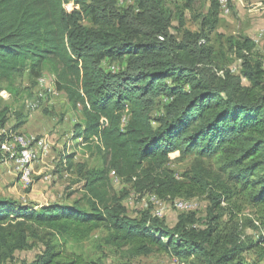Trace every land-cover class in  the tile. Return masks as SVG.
Returning <instances> with one entry per match:
<instances>
[{"label": "trees", "instance_id": "16d2710c", "mask_svg": "<svg viewBox=\"0 0 264 264\" xmlns=\"http://www.w3.org/2000/svg\"><path fill=\"white\" fill-rule=\"evenodd\" d=\"M117 1L0 0V141L20 132L28 118L21 101L28 87L19 86L18 78L28 73L34 86L50 63L58 88L82 110L75 138L93 144L106 162L81 167L85 193L72 203L36 208L0 196V263L33 238L43 246L23 264H102L70 245L102 227L106 243L128 247L131 255L157 249L185 264H252L244 254L254 250L264 259V55L246 36L231 39L239 70L218 64L210 36L218 0L203 19L209 29L197 31L185 28V13H174L166 0H136V7L127 8ZM105 58L118 61L117 69H105ZM31 88L33 99L38 88L33 95ZM4 93L22 103L19 110ZM175 152L195 156L184 179L166 168ZM72 165L68 159L67 168ZM110 173L162 199L207 194L209 216L187 212L172 227L150 209L133 217L125 194L112 193ZM223 203L256 208L259 238L244 236L238 222L222 226L230 208Z\"/></svg>", "mask_w": 264, "mask_h": 264}, {"label": "rangeland", "instance_id": "374dc122", "mask_svg": "<svg viewBox=\"0 0 264 264\" xmlns=\"http://www.w3.org/2000/svg\"><path fill=\"white\" fill-rule=\"evenodd\" d=\"M70 1L74 3L75 0ZM218 1L220 4L217 17L218 21L216 28L210 33L211 44H213L217 52L218 64L237 72L240 61L231 49V39L240 40L246 36H250L256 42L254 48L255 53L264 55V0ZM212 2L213 0H166L167 6L174 13H185V28L194 31L200 30L203 27L209 29L208 25L203 26V19L209 13L215 12V9L212 8ZM117 3L120 8L137 6L136 0H118ZM173 24L174 33L178 38H181L182 33L178 31V20L175 19ZM113 60L112 58H105L102 61V66L108 70L117 69L119 63ZM34 80L36 84L33 86L32 78L28 73H25L18 78L17 82L22 88L28 87L29 89L32 87V95L36 88L40 86V81L44 84L48 82L51 88H58L56 85L57 75L52 70L50 63L46 65L42 75ZM245 83L247 84V81ZM28 89L24 90L21 101L22 103L25 102L28 110L32 112L33 110L29 107L32 99L29 97ZM58 90V95H49L48 101L38 109L39 111L36 112L34 118L31 120L28 118L29 121L39 122L40 125L31 123L29 124V129L26 128V131H23L24 134H29L30 129L33 130L32 127H34L35 131H38L36 134L40 137H31L28 135L27 137H30L34 142L42 137L50 142L53 156L47 158L45 163V165H50V167L47 166L48 168L43 169V172L40 174L34 172L32 182L24 184L20 179V167L16 168L11 159L7 160L5 157L2 158L3 160L0 159V171H2L0 175L7 176L4 179L5 181H1L0 183L1 196L13 197L25 204L72 203L74 200L81 198L85 193V181L81 174V167L85 165L86 169H92L105 166L106 162L103 155L98 152L93 144L87 145L83 140L75 138V125L84 119L82 110L81 108H73L67 93L62 89L58 88ZM4 97L13 104L14 110L20 109L22 105L20 101L13 102L9 93H4ZM27 108L25 112L29 113ZM161 108L162 105L156 108L153 114L160 113ZM127 119L128 116L125 115L123 117L124 124L127 122ZM13 122L14 117H12L10 125ZM35 126L40 127L36 128ZM8 129L11 130V127ZM69 143L71 144L70 147L68 145ZM62 157H71L73 160L71 168L68 169L67 166L61 163ZM194 158V155L181 157L180 152L172 153L170 155L171 160L166 168L175 172L180 178L182 177L181 179H184L183 174L191 167ZM209 164V167L213 171L218 172L219 165L217 163L211 161ZM7 173L9 175H6ZM48 174H50V178L46 179L45 177ZM109 177L112 193L125 194L124 204L128 208L129 215L133 217L140 216L142 210L145 209H150L152 214H154L156 206H167L163 210V220L167 226L172 227L176 224L179 215L187 213L174 207L176 206V202L181 199L197 207L196 213L199 218L209 216L208 211L212 201L207 194H184L175 198L162 199L154 193L137 192L133 182L116 174L110 173ZM223 206H230V208L225 210V214L221 219L223 221L222 226L224 224L232 226L234 222H238L244 236L254 239L259 238L263 229L258 226L259 221L257 219L258 212L256 208L242 203H238V206H242L241 210L234 204L223 203ZM249 219L254 221L255 225L249 222ZM106 234L107 230L102 227L96 230L88 239L82 242H70V245L91 257L99 258L102 264H173L175 262L176 256L165 250L155 249L140 255H131L128 247H118L106 243L103 240ZM42 246L39 240L32 238L26 249L17 251L12 260L3 264H23L24 261L30 262L35 259ZM244 255L248 262L252 264H264V259H260L258 253L254 250L248 251Z\"/></svg>", "mask_w": 264, "mask_h": 264}, {"label": "bare ground", "instance_id": "6f19581e", "mask_svg": "<svg viewBox=\"0 0 264 264\" xmlns=\"http://www.w3.org/2000/svg\"><path fill=\"white\" fill-rule=\"evenodd\" d=\"M221 1L223 2L224 0ZM39 84L40 86L38 87L37 91L35 90L36 91L35 96H33L34 98L31 100L29 105V107L33 111L38 110L44 103L48 101V95L55 93V88H51L48 83L44 84L41 83L40 81ZM33 100H35V103H37L36 108H35V103H33ZM1 133L2 130L0 129V135ZM22 140H24L28 145H30L31 151H33V154H26V160H23L25 159V150L24 147L22 146ZM6 145H9V147H7ZM47 153H48V140H46L45 138H40L37 140L36 143L33 144V142L25 134L20 132H15L9 140H4L2 142L0 141V155L2 156L11 155V160L15 161L17 165H19V167L21 168V171L19 173L20 179L22 180V178H26V183L32 182V177L34 174L33 165L37 161L43 159V157ZM176 205L193 206V204L183 199L178 200L176 202Z\"/></svg>", "mask_w": 264, "mask_h": 264}, {"label": "crops", "instance_id": "0c3cea01", "mask_svg": "<svg viewBox=\"0 0 264 264\" xmlns=\"http://www.w3.org/2000/svg\"><path fill=\"white\" fill-rule=\"evenodd\" d=\"M48 83V82H47ZM59 94V90H58V88H55V93L53 94V95H58ZM39 110H35V111H32V112H29L28 114V118H29V120H31L32 118H34V116L36 115V112H38ZM28 118H27V121H26V123L24 124V125H22L20 128H19V131H21L22 133H24L23 131H26V128H28L29 129V124H31V123H35V124H39L40 125V123L39 122H34L33 120L32 121H29L28 120ZM43 125V124H42ZM7 128H10L11 127V125L9 124V125H7L6 126ZM32 127V126H31ZM36 128H39L40 126H35ZM32 129L33 130H31L30 129V132H29V134H27V133H25L26 135H28V136H31V137H36V136H38V134H36L38 131H35V128L34 127H32ZM30 138V137H29ZM43 138V137H42ZM49 142V141H48ZM69 145V147H70V143L68 144ZM51 151L52 150H50L44 157H43V159L42 160H40V161H37L34 165H33V170H34V172L36 173V174H40L41 172H43V169L45 170L46 168H48L47 166H49L50 167V165H45V163H46V159L47 158H49V157H52L53 156V154L51 153ZM62 159V161H61V163L62 164H64V166H67V161H68V159L70 160L71 159V157H62L61 158ZM9 164V163H8ZM13 165L16 167V168H18L19 167V165H17V163L16 162H14L13 161ZM20 171H21V168H20ZM0 172H2V171H0ZM18 172H19V169H18ZM20 173V172H19ZM6 175H9L8 173L6 174ZM5 177H7V176H5V175H0V183H1V181L3 182V181H5L4 179H5ZM46 179H49L50 178V174H48L46 177H45ZM21 182V181H20ZM22 183V182H21ZM0 196H1V194H0ZM2 197H6V196H4V195H2ZM47 204V203H46ZM32 205L33 206H41V205H43V204H35V203H32Z\"/></svg>", "mask_w": 264, "mask_h": 264}, {"label": "built area", "instance_id": "2783aa9c", "mask_svg": "<svg viewBox=\"0 0 264 264\" xmlns=\"http://www.w3.org/2000/svg\"><path fill=\"white\" fill-rule=\"evenodd\" d=\"M33 103H35V100H33ZM36 104L37 103H35V108H36ZM37 137H40V136H37ZM6 146L9 147V145H6ZM22 146L24 147V150H25V159H23V160H26V154H33V151H31L30 145H28L24 140H22ZM50 150H51V146H50V142H48V152ZM5 159H11V155L5 156ZM22 182L24 184H29V183H26V178H22ZM166 207L167 206H156V209H155V212H154L153 215L154 216H158V217H163V210ZM174 207H176L177 209H179L181 211L183 210V211H186V212H191V211H196L197 210L196 206H190V205H188V206L176 205ZM173 264H180V260L177 257H175V262ZM181 264H185V263H181Z\"/></svg>", "mask_w": 264, "mask_h": 264}, {"label": "water", "instance_id": "95a60500", "mask_svg": "<svg viewBox=\"0 0 264 264\" xmlns=\"http://www.w3.org/2000/svg\"><path fill=\"white\" fill-rule=\"evenodd\" d=\"M104 123H106V120H104Z\"/></svg>", "mask_w": 264, "mask_h": 264}]
</instances>
